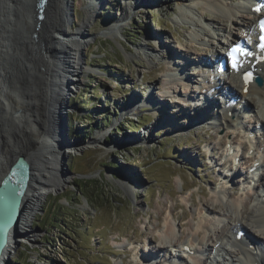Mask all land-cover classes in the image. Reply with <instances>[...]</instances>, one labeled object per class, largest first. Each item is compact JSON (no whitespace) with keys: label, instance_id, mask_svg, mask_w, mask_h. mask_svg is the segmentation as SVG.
Segmentation results:
<instances>
[{"label":"rangeland","instance_id":"obj_1","mask_svg":"<svg viewBox=\"0 0 264 264\" xmlns=\"http://www.w3.org/2000/svg\"><path fill=\"white\" fill-rule=\"evenodd\" d=\"M140 1L104 0L100 4L97 0H69V5L66 6L65 13L70 15L74 7L76 11L75 16H70L67 25L70 32L77 33L87 15L91 17V24L90 37L83 45L79 77L72 80V90L68 94L65 92L63 96V106L67 107L66 100L70 101L66 112L68 138L65 140L69 146L62 147L60 163L65 184L45 197L41 206L34 211L35 215L26 229H19V236L9 259L11 264H169L165 256L174 252L173 249L155 253L154 256L158 259L155 263H150L145 255L150 250L159 249L161 244L157 236L163 234L164 224L171 218H168L170 212H175L174 223L179 224L181 235L186 238L191 236V226L198 225L200 221V208L211 205L215 192L226 190L232 199L244 200L239 191V183H244L246 178L242 166L239 165L237 170L233 169L236 173L233 187L227 186L229 183L225 178L230 160L226 153H222L224 142L233 138L229 132L207 118L196 119L186 125L187 121L183 129L178 125L175 127L182 120L175 121L172 112L176 104L182 105L179 99L182 100L187 93L194 95L195 101L198 95L200 98L206 95L201 82L202 76L199 74L201 68L196 67L198 61L211 48L222 50L218 45L220 37H227L229 31L243 35V29L227 22L210 6L196 5L195 10H191L192 14L189 12V18H193L191 21L180 16L182 11L190 8V3L181 0L169 1L170 3ZM4 2L5 0H0V20L9 17L12 25L17 26L18 16L12 10L7 12L8 15L2 14ZM223 2L227 5L229 0ZM140 4L141 7L137 8ZM231 5L233 6L232 2L225 7L230 8ZM31 11L32 3L29 0L27 13L31 15ZM63 13V9L56 13L57 19L59 16V26L63 24ZM126 13L130 14L122 19ZM202 16L211 21L219 19V26L223 30L220 32L207 26ZM151 19H154V24ZM240 19L241 17H237L235 21L241 22L243 18ZM8 21H5L6 24L0 22L2 31L9 28ZM110 28L114 35L104 36V31ZM199 30L206 42L193 40L194 33ZM27 37L32 36L27 34ZM109 37L112 40L107 39ZM155 38H159L158 41L166 45L167 50L156 51ZM28 42L30 43V39ZM205 44H212L208 47L209 52ZM28 45L26 52L22 51L28 60L20 63L16 77L20 82L24 79L32 83L31 75L36 74L38 81L42 77L45 63L35 57ZM168 48H171V54L168 53ZM188 48L189 54L185 51ZM47 53L48 50L42 52L40 59ZM146 53L158 58L154 63H149ZM194 58L197 60L194 61ZM78 63L79 57L76 59L70 56L69 65L72 68ZM184 63L188 65L187 70L182 69ZM4 67L7 71L11 69L9 63ZM171 68L176 69L174 72L189 75L183 85L176 81L179 99L165 95L162 88L163 82L170 79L164 75L172 73ZM47 76L48 74L45 77ZM68 78L70 80L71 77ZM7 79L8 93H12L15 83L10 75ZM60 90L59 93L62 94L64 86ZM35 91L33 88L31 93ZM39 91L41 93L38 92L37 97L32 95L29 102L31 121L37 126V129H32L33 137L41 133V118L48 121V130L53 123L52 114L45 115L44 109L54 99L52 97L51 100L47 95H42L43 91ZM2 93L0 92V181L14 157L21 153L27 156L23 136H19L21 132L16 128L15 122L18 100L15 98L12 110L13 107H8L9 97ZM14 94L17 96V93ZM82 94L84 96L81 97ZM213 105L214 103L210 104V109ZM260 105L264 106L258 101V107L262 109ZM262 114L261 117L264 118V110ZM160 116L163 120H168L164 121L167 122L165 128L158 123ZM243 117L247 124L251 122V125H259V119L253 115ZM98 125L100 128H96ZM254 135H257L256 131ZM255 136L252 143H245L242 135L239 136L234 140L236 148L241 152L244 148L246 150L249 143L250 149H254L252 155H256L259 146L264 149V138L260 134L257 139ZM258 141L261 142L259 146ZM77 143H81L79 148H71ZM48 149L46 146L37 154L36 160L32 158V172L36 173L41 168L40 164L45 162ZM67 149L72 150L65 153L68 156L66 164L64 150ZM248 154L250 153L245 156L248 157ZM111 163H118V168H110L113 166ZM247 182L246 178L245 183ZM222 204H214V207L225 213L228 206L226 202ZM68 214L73 217L70 222L65 221ZM54 217L56 226L62 225L61 230L50 225L51 222L55 225ZM212 218L214 216L208 219L209 222L215 221V224L211 223L210 237L215 242L217 234L228 229L229 218L224 222L218 220L219 217ZM251 232L257 240H264L255 230L251 229ZM228 247L234 251L238 249L231 245ZM217 254L221 259L228 258L224 253H214Z\"/></svg>","mask_w":264,"mask_h":264},{"label":"bare ground","instance_id":"obj_2","mask_svg":"<svg viewBox=\"0 0 264 264\" xmlns=\"http://www.w3.org/2000/svg\"><path fill=\"white\" fill-rule=\"evenodd\" d=\"M27 1L29 0H6L5 2L6 6L4 8L6 10H4V12L7 13L12 10L14 13L18 15L19 23L15 30L13 28V25L11 26L12 23L11 18L8 17L0 20V22L5 24H6L5 21L9 20L7 23V26L9 28H7L6 31L5 29L4 31H2L1 30L2 28L0 26V92L7 94V96L9 97L8 107L14 106L15 98L16 100H18V108H16V114L18 116H17V121L15 122L17 124L16 128L19 130V132H21L20 133L21 135L19 136L20 137L23 136L22 142L24 141L23 143H24V147H26L27 153L23 149L22 150L24 151V153L27 154L26 157L30 158V160H32V158L33 160H36L37 154H39L46 146H48L49 149L46 154L45 162L40 164L41 168H38L36 173L32 172L28 189L22 200V205H21L22 212L20 214L18 230L26 229V227L29 226L31 219H33L35 215L34 211L37 210L38 206H41L45 197L48 194L52 193L53 191L57 190V188L65 184V182L62 180L64 177L61 175V169H60L61 157L63 154L61 149L63 146L66 145L69 146V144L65 143L67 142L65 141L66 138L64 135L65 133H67L66 124H65V119L67 117L66 114L67 107L63 106V96L65 92H67L65 94H68V92L72 90L74 84L72 80L73 79L76 80L79 77L81 71L83 45H85L84 41L86 39H89L90 37L89 25L91 24V17L87 15V17L84 19L82 23V27L78 29V32L77 33L70 32L67 29V25L70 22V17L67 13H65L67 11L63 10V12L65 11L63 13L64 17L62 18L63 24L59 26L58 24L59 16L57 19L56 13L57 11H59V9L61 11V9L64 8V6L67 4V2H69V0H49L50 5L48 8H49L50 16L48 17L47 20L45 19L40 23L41 24L40 30L37 31L38 12L36 10V4L38 0H30V2L32 3L31 15L27 13ZM103 1L104 0H97V2L100 4ZM155 1L167 3L169 1L173 2L175 0H155ZM181 1L191 4V6H188L190 7L188 10L185 9L184 11L181 12L180 15L181 18H189L190 15L189 12H191V10L193 9L195 10L194 7L196 5L204 6V7L210 6L213 9L217 10L219 12V15L221 14L222 15L221 17H223L227 22H232V24H236L237 26L240 27V29H243V35H240L238 32L229 31L227 37L225 36H223L224 38L220 37L218 41V45L222 50L228 47L227 44L230 45L231 43H234V41L243 39L246 36H254L256 34V27L254 22L255 16L251 10L252 1L255 2L256 0H229V3L227 5H230L231 2L233 4V6L231 5L230 8H226L225 6L227 5H225V3L221 0H181ZM136 7L140 8L141 4L137 5ZM128 14L130 13H126V15L122 17V19L127 18ZM237 17L239 18L241 17V19L243 18L242 21L241 22L235 21V18ZM189 19L193 21V18H189ZM202 20L204 21V23H206L207 26H212L217 30H219L220 32L221 30H223V28L219 26V19L218 20L212 19L211 21L210 19L202 16ZM112 31H113L112 28L106 29L104 31V36L108 34L112 35L113 34ZM14 33L15 35H17L16 39L18 40V43H16L15 46L9 47L8 41L10 38H8L7 35L10 34L11 36ZM26 34H28V36L30 37L36 34L37 38L36 39L32 37L29 38L27 37ZM29 39H30V43L28 42ZM155 39H156L155 43L157 44L155 50L157 51V49H161V50L163 49L164 51V49H166L165 47L166 45L161 44L158 41L159 38L158 39L155 38ZM177 40L178 39H176V41ZM193 40L194 41L197 40V42H206V40L201 37L200 30L194 33ZM212 44L214 47L216 46L214 45V43ZM212 44L210 45L205 44V46H207V51H208V47L212 46ZM27 45L30 46V50H32V53L35 54L36 58L38 57V54L40 55L42 52L48 50V53L44 54L42 59H40L39 56V61L41 62L42 60L45 63V67H44L45 70L43 69L44 71H42V77H40V79L38 80L40 82L38 84H37L38 81H36V74L31 75V77L33 76V78L30 77L32 83L24 79H22L23 81L21 80L22 82L21 83L20 79L16 77L18 74V68L20 67V63L26 61L27 59L23 55V52H26L27 50L26 49ZM57 48L58 51L56 52ZM170 51L171 48L170 49L168 48V53ZM185 51L188 54L190 53L189 48L186 49ZM12 52L13 54L11 55ZM209 53H211L217 59L221 55L220 54L221 52H219L218 49H216V47L215 49L211 48ZM209 53L206 52L205 55L208 56ZM146 55L149 63H154V60L158 58L155 57L154 54L146 53ZM70 56L76 59L77 57H79V63L75 68H72L71 65H69ZM196 60L197 59L194 58V61ZM200 62L203 63V61ZM8 63L11 68L9 71H7L6 68L4 67ZM187 66L188 65L184 63L182 65V69L187 70ZM255 68L257 70V74H259L264 78V63L255 65ZM174 70L176 69L171 68L170 71H172V73L169 72L168 74L166 73V75H164V76H169L170 79L166 80V82H163L162 88L164 89L165 95H170L169 93L173 92L172 97L174 99L177 98L179 99L180 97L178 95L179 93H177L176 81L179 84L183 85L184 84L183 80L185 79L188 80L189 75L186 73L181 74L178 71L174 72ZM207 71L208 70H206L204 73H206ZM11 72L13 73V76ZM47 74L48 76L45 77ZM199 74H201V71H199ZM8 75H10V78L13 80L12 82L15 83L14 84L15 87L13 86V90L10 88L12 90V93H8V89H9L8 86L9 84H7ZM68 76L71 77L70 80L69 78L67 79ZM203 80L205 81V79ZM207 80L209 81V79H206V81ZM22 84L24 85L22 86ZM224 84L225 87L227 86V89L224 92H220L217 95L224 96L225 94L229 93L228 96L229 95L231 97L238 96L239 102L237 103V106L228 104L227 101L223 100L221 101V103L218 101H214V105L210 109L211 107L210 104H213L212 100H217L215 98L216 94L215 95L211 94L210 92L211 86H210L208 87V89L205 90L206 95L202 98H200L199 97L200 95H198V99L196 101L194 95H190L189 93L186 92L187 93L186 96L183 98L181 97L182 100L179 99L180 102H182V105L176 104L172 112L174 114L175 121L182 120L181 124L176 123L175 127H177L178 125L181 126L183 129L186 125L194 122L196 119L200 120L205 115L206 118L209 119L211 122L213 121V123L220 125V128L221 127H223V129L225 128L226 132H229V135L233 137L228 141V143H231L233 145L235 151L232 155H230L229 153L230 156H228L227 153L231 149L223 148L222 155H225L226 153V157H229L228 159L232 160V159H236V156L240 154V151L236 148V144L234 143V140L238 139L239 136L242 135V139L245 143L248 141L252 143L254 141L253 138L248 137L249 131H254V132L256 131L257 135L255 136L256 137L255 139L258 138L259 134L261 135V138H264V118L261 117L263 116L262 112L264 110L263 109L264 106L260 105L261 107H263L262 109H259L258 107V101L264 104V86L256 87L253 84L248 87L245 84L241 73H237L234 75H227ZM62 86H64V90L63 93L60 94L61 93L60 88ZM205 86L207 85L206 84L204 85L203 83V88ZM214 86L218 87V84H215ZM33 88H35L36 91L31 93ZM246 89H248V92H246ZM39 90L43 91L42 95H47L49 98H51V100L52 97L54 99V102L50 104L47 107V109L45 106L44 109L45 115L46 113L50 115L52 114L53 124L51 125V128L49 127L48 130V121L46 120V118H41V122L43 121L41 125H39L41 133L37 135V137H33L32 129L33 128L37 129V126L31 121L32 113L29 102L32 100V95L37 97L38 92L41 93ZM166 91L168 92V94H166ZM14 93H17V96H15ZM255 95H257V98H254L256 97ZM204 100L206 101L205 104L203 103ZM41 104H43V101H41ZM201 104H203V106L199 108ZM12 110H14V107ZM38 111L40 112V110ZM30 115L31 118L29 117ZM243 115H249L250 117L253 115L254 117L258 118L260 121L258 122L259 125L258 126L254 124L251 125V122L250 124H247L245 120L242 119L244 118ZM22 118H24V120ZM247 118L249 119V117ZM165 120L166 119L163 120V117L161 116L159 117L158 120V123L163 128L167 126L166 125L167 122H164ZM185 122H187L186 125ZM43 124L45 129H43ZM244 137H246V140ZM257 144L259 146L261 145V142L258 141ZM80 145L81 143H77V145H74V147L71 148L77 149L80 147ZM226 146L227 143L225 147ZM18 150H21V148ZM71 150L72 149H67L66 151L64 150V154L67 153V151L69 152ZM242 162L244 163H241L242 166L241 168H243V171H245V175L248 179L247 183L241 184V186H243L244 189H243V193L240 191V194L242 197H244V200L232 199L226 190L220 189L219 192H215L211 205H203L200 208L198 215L200 221L196 226L190 225L191 236L186 238H184L183 235H181L180 228L178 230L175 229L174 222H176L175 221L176 216L173 214L175 212L173 213L170 212L168 218L169 217L171 218L166 223L164 222L165 224L163 227L164 228L163 234H161L162 236L159 234H158L159 237L157 236V239H159L161 244L159 246V249L156 251L150 250L151 252H147L145 255V258L148 261H150V263L151 260L149 259H156L154 256L155 253L161 252V250L163 251L164 249L168 251L169 248H171L173 250H178V254H175V256L171 255V259L173 260L172 264H193V263L209 264L211 261L213 264L214 263L221 264V262L223 261L224 263L231 262V264H264V251H263L264 248L262 249V247L264 246V240H260V239L257 240L255 238V235H253L251 232V229L253 231L255 230L256 233L264 237V150H262L259 146L258 153L253 158L242 156ZM258 162L260 164L257 166ZM232 167L234 166L232 165L229 168L228 175L225 177L226 180H228L227 183H229V185H227L228 187L229 186L233 187V184L235 183L234 177L236 173L235 172L233 173ZM250 168L254 170L252 171L250 170ZM251 181H253V183H251ZM224 202H226L228 206V207L225 206L227 207L226 210H224L225 213L219 211L218 209H215L218 207H214V204L219 203L223 205L222 203ZM207 216L209 218L210 216H214L215 219L219 217L218 220L222 222H224L227 218H229V221L227 223L228 229H226V231L219 232L217 234V240L215 242L210 237L211 223L213 225L215 224V221L209 222L210 220H208L209 218H207ZM241 230H245L246 234L241 240H238L237 235ZM200 231L202 232L200 233ZM18 236H19V232L15 234V231H12L10 242L7 245L2 257L0 258V264H11L9 262V259L13 253L14 245L16 243ZM249 240L250 242H248ZM225 241L227 242L225 243ZM253 242H256V245H254V247L251 246V243ZM186 245L189 246V252L191 251L192 248L195 250V255H191V253L183 249L184 246ZM228 245L238 247V249L234 251L230 249ZM181 251L183 253H187L188 255L184 256ZM215 252L224 253L225 255H227L228 258L221 259L218 257L219 254L214 255Z\"/></svg>","mask_w":264,"mask_h":264},{"label":"water","instance_id":"obj_3","mask_svg":"<svg viewBox=\"0 0 264 264\" xmlns=\"http://www.w3.org/2000/svg\"><path fill=\"white\" fill-rule=\"evenodd\" d=\"M6 2V0H5ZM2 4V14H5L4 10H6L4 7L6 6V3ZM49 0H38L36 4V10H37V31L40 30L41 22L45 19L47 20L49 15ZM69 5V2L64 6L63 10L66 9V6ZM48 9V10H47ZM47 11V14H46ZM65 12V11H64ZM69 12V11H68ZM75 7L73 8V11L71 9L70 16H75ZM1 14V15H2ZM15 15H17L15 13ZM18 16V15H17ZM18 20V19H17ZM19 21V20H18ZM12 26V23H11ZM18 26V24H17ZM17 26H13V28L16 30ZM7 30V28H5ZM27 35V34H26ZM9 39V47L15 46L16 43H18V40L16 39L17 35L15 33L10 36V34L7 35ZM32 38L36 39V34L32 36ZM120 38V37H119ZM13 39V40H11ZM111 39L112 38H107ZM122 39V38H120ZM114 41V40H113ZM116 42V41H115ZM117 43V42H116ZM120 44V43H119ZM122 51V50H121ZM124 53V52H122ZM13 52L11 53V55ZM38 54V53H37ZM41 56L38 54V57ZM37 57V58H38ZM45 70V69H44ZM43 70V71H44ZM259 85L262 86L263 81L260 79L258 81ZM67 102V101H66ZM68 107V104H67ZM68 116V115H67ZM52 122V121H51ZM53 124V123H52ZM66 129L68 132L69 125H68V119L66 117L65 119ZM65 138H68V133H65ZM66 160L65 163L68 160V156L65 154L64 156ZM67 164V163H66ZM32 176V163L31 160L26 157L25 155H18L17 157H14L8 171L5 173L3 178L0 181V258L2 257L7 245L10 242V238L12 236V231H15V233H18V224L20 221V214H21V205L24 195L26 194V191L29 186L30 178Z\"/></svg>","mask_w":264,"mask_h":264},{"label":"snow or ice","instance_id":"obj_4","mask_svg":"<svg viewBox=\"0 0 264 264\" xmlns=\"http://www.w3.org/2000/svg\"><path fill=\"white\" fill-rule=\"evenodd\" d=\"M257 12L260 11V9H256ZM261 30L264 31V20L260 21ZM261 43L259 44V48L261 51H264V35L260 37ZM253 53L250 51H246L239 47H233L229 53V56L231 58V66L234 70L239 71V68L242 67V57H249L252 56ZM250 78V74H246V79Z\"/></svg>","mask_w":264,"mask_h":264},{"label":"trees","instance_id":"obj_5","mask_svg":"<svg viewBox=\"0 0 264 264\" xmlns=\"http://www.w3.org/2000/svg\"><path fill=\"white\" fill-rule=\"evenodd\" d=\"M105 54L107 55L106 52H105ZM89 58H90V56H89ZM82 96H84V95L82 94L81 97ZM97 98L99 99V97H97ZM80 100H81V98H80ZM74 103H75V101H74ZM103 125L106 126V123H104ZM70 127H72V125H70ZM96 128H100V125L96 126ZM111 165H113V166L110 167V168L116 169V168H118L119 164L118 163H111ZM72 219H73V217H71V214L70 215L68 214L67 216H65V221L66 222H70ZM54 220H55V217H54ZM50 225L55 226V228H57V229H60V230L62 229V225L59 224V225L56 226V220H55V225H53V222H51ZM48 239H50V241L54 242L53 239H51V238H48Z\"/></svg>","mask_w":264,"mask_h":264}]
</instances>
